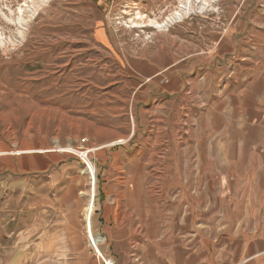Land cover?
<instances>
[{"label": "rangeland", "instance_id": "374dc122", "mask_svg": "<svg viewBox=\"0 0 264 264\" xmlns=\"http://www.w3.org/2000/svg\"><path fill=\"white\" fill-rule=\"evenodd\" d=\"M87 226L113 264H264V0H0V264H104Z\"/></svg>", "mask_w": 264, "mask_h": 264}, {"label": "crops", "instance_id": "0c3cea01", "mask_svg": "<svg viewBox=\"0 0 264 264\" xmlns=\"http://www.w3.org/2000/svg\"><path fill=\"white\" fill-rule=\"evenodd\" d=\"M161 107H163V106H161ZM161 107L159 106H157V113L158 112H160L162 109H161ZM190 109L189 108H187V105H185L183 102L181 103V105L180 106H177L176 107V112H178V114H180V116H181V118L179 119V116H178V119L177 118H175L176 119V121H174V117H173V120H171V121H169V120H164L165 121V123H164V125L166 126L165 127V140H166V142H168L169 141V146H170V142H172V148H170V150L171 151H173V147H174V141H179L180 142V140H181V142H183V145H184V148L185 147H190V144H189V142H190V139H192L191 138V136H190V134H187V136H184V135H181V133H180V131H178V129H176L177 127L176 126H178L179 124H180V122H181V125H182V123H184V118H182L183 117V115H185L188 111H189ZM172 113L173 112H175V111H173L172 109L170 110ZM158 121V123H157V134L159 135V134H161L162 132H163V127L161 126L162 125V123L164 122L163 120H157ZM175 124H176V126H175ZM230 124H233V121L231 120L230 121ZM233 135V132H229V137H231ZM220 136H222V133L220 134ZM188 139H187V138ZM230 139V138H229ZM233 138H231L230 140H232ZM156 140L158 141V136L156 137ZM117 142V144H113V143H116ZM122 143H124V141L123 140H117V141H113V142H110V143H108V144H106V145H100V146H98V147H94V148H92V149H95V148H99V147H101V149H103V148H105V147H108V146H113V145H118V144H122ZM177 143V142H176ZM111 144H113V145H111ZM176 146L178 147L179 146V143H177L176 144ZM192 146H194L193 144H191V147ZM169 148V147H168ZM101 149H99V150H101ZM99 150H97V151H99ZM96 151V152H97ZM93 153V152H92ZM93 189H94V187H93ZM92 199V198H91ZM91 201V200H90ZM264 231V230H263ZM263 234H264V232H263ZM247 261H249L248 259H246L245 261H243L242 262V264H246V262ZM188 264V263H187ZM241 264V263H240Z\"/></svg>", "mask_w": 264, "mask_h": 264}, {"label": "built area", "instance_id": "2783aa9c", "mask_svg": "<svg viewBox=\"0 0 264 264\" xmlns=\"http://www.w3.org/2000/svg\"><path fill=\"white\" fill-rule=\"evenodd\" d=\"M80 151H81V150H80ZM80 158H82V157H80ZM81 160H83V161L86 162L87 158H85V159H81ZM86 166H87L88 170L90 171V167H89L88 163H86ZM91 211H92V210H91ZM89 213L91 214V212H89ZM88 224H89V223H88ZM87 232H88V237H89L90 243H91L92 248L94 249L95 254L97 255V257H99V258L102 260V262H103L104 264H107L108 262H110L111 264H113L112 261H110L109 259H108L109 261L106 260V259L104 258V256H103L102 254H99V252L97 251L96 245L94 244V241H93V238H92V236H91L90 229L88 228V226H87Z\"/></svg>", "mask_w": 264, "mask_h": 264}, {"label": "bare ground", "instance_id": "6f19581e", "mask_svg": "<svg viewBox=\"0 0 264 264\" xmlns=\"http://www.w3.org/2000/svg\"><path fill=\"white\" fill-rule=\"evenodd\" d=\"M188 3V2H187ZM188 9V8H187ZM83 150H76V153H74V154H76L79 158L80 157H82V158H80V159H85V158H87V159H89V154L90 153H86V154H83V153H81ZM83 154V155H82ZM92 165L93 166V164H91L90 162H88V165ZM94 167V166H93ZM94 170H95V168H94ZM88 171V170H87ZM89 173H90V175H91V177L92 176H94V175H92V173L89 171ZM99 242H103V240L99 237V238H97V240H95L94 241V244L95 245H97V244H99ZM251 258V257H250ZM109 264V263H108ZM242 264V263H241Z\"/></svg>", "mask_w": 264, "mask_h": 264}]
</instances>
